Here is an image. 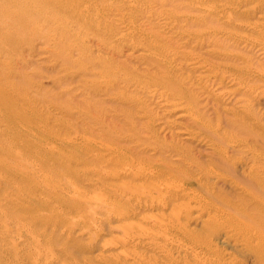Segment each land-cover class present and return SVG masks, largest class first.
<instances>
[{
    "label": "rangeland",
    "instance_id": "1",
    "mask_svg": "<svg viewBox=\"0 0 264 264\" xmlns=\"http://www.w3.org/2000/svg\"><path fill=\"white\" fill-rule=\"evenodd\" d=\"M199 2L203 1L152 0L153 16L137 14L132 20L119 13L115 17L109 15L108 23L118 32L125 30L124 22L125 27L133 25L138 32L158 35L157 46L168 50V60L175 73L184 79L199 112L214 120L215 116L210 114L217 108L222 117L228 118L238 106L220 100L215 88L199 78L197 67L205 61L242 68L248 60L214 56L209 47L195 46L199 33L222 28L221 22H208L206 26L195 22L202 16L199 7L204 3ZM209 4L205 2L206 6ZM161 11L167 12L166 20L158 16ZM254 18L256 21L257 17ZM234 29L243 31L236 25ZM89 32L81 35L75 32L70 38L48 33L31 47L10 44L17 41L0 43L3 52L15 54L7 61V68L0 60V92L13 106L11 109L0 105V264H130L120 254L121 243L128 238L145 237L159 226L144 218L149 214L147 210L144 212L137 203L110 188L122 185V181H113L101 164L90 161L92 149L121 153L123 162L105 170L129 173L140 168L155 169L158 165L185 169L188 163L177 162L170 149L200 164L210 160L204 147L192 139L198 130L188 119L178 118L182 110L165 108L157 95L116 84L99 75L106 59L127 76L138 75L149 80L165 75L138 58L143 49L138 47L133 52L131 47H121L119 54L110 53V56L101 47V40L106 37ZM134 39L137 46L139 40ZM233 53L253 59L250 62L253 66L263 64L259 57L242 48ZM253 104L264 116L263 100ZM218 186L226 194L233 192L223 181ZM98 194L103 201L116 202V212L129 220L103 217L102 205H92L95 200L98 202ZM94 196L96 199L91 200ZM160 213L165 218L172 211L166 208ZM198 214L197 210H187L179 214V219L186 229L212 241L205 218H199ZM211 243L232 252L216 240ZM136 251L155 254L143 246ZM232 255L234 262L251 264L248 258Z\"/></svg>",
    "mask_w": 264,
    "mask_h": 264
},
{
    "label": "bare ground",
    "instance_id": "2",
    "mask_svg": "<svg viewBox=\"0 0 264 264\" xmlns=\"http://www.w3.org/2000/svg\"><path fill=\"white\" fill-rule=\"evenodd\" d=\"M151 1L0 0V43L17 41L19 43L10 44L31 47L48 33H59L63 38H70L75 32L81 35L90 31L89 33L106 37L101 40V47L104 52L108 50L109 55L119 54L121 47H131L133 52L141 47L144 53L141 52L143 54L138 58L147 61L149 67H157L165 75L149 80L138 75L127 76L125 71L108 63V59L101 65L99 75L116 81V84L157 95L165 108L182 110L183 113L178 118L188 119L198 130L192 139L204 147L210 160L207 164H200L185 158L176 149H170L177 162L182 165L188 163L185 169L177 165H158L155 169L140 168L129 173L124 170H105L108 166H117V163L123 162L121 153L106 151L102 147L103 150H91L90 161L101 164L104 173L107 171L113 181H122V185H111L110 188H115L114 192L121 194V197L137 203V207H142L143 211L147 210L149 214H145L144 218L159 226L145 237L127 236L129 240L126 239L119 246L120 254L130 260V264H241L232 259L234 253L248 258L251 264H264V116L255 110L253 104L259 100L264 102V0H199L204 5L205 2L213 3L203 7L199 2L202 16L195 22L203 26L208 22L222 23V28H210L208 33H199L195 46L209 47V52L214 56L248 60L242 68L205 61L197 67L201 74L199 78L215 88V95L220 100L238 106V110L231 111L228 118L222 117L217 108L213 109L210 115L215 116L214 120L207 117V113L199 112L198 103L186 88L184 79L175 73L168 60V50L157 46L158 35H154V32H138L127 22L125 23L129 26L126 27L122 22L125 33L118 32L108 23L112 15L115 17L119 13L132 20L137 14L153 16ZM187 1L194 3L195 0ZM158 16L165 17L166 20L168 14L161 11ZM158 16L156 15L157 18ZM253 17H257V20L254 21ZM114 22L117 23V19ZM235 25L243 31H236ZM135 37L139 40L137 46ZM238 48L259 57L263 61L262 66H253L250 63L253 59L234 54L233 51ZM14 56V52H3L0 45V60L5 62V68L8 66L7 61H11ZM226 84L229 86H224ZM2 104L13 108L10 99L0 92V105ZM223 123L224 127L221 126ZM132 180L139 183L132 185ZM220 181L225 182L234 194L222 191V185L218 186ZM99 196L102 198L101 194L96 195L98 202L95 196L91 200H95L93 206L102 205L103 217H124L116 212V202L110 199L103 201ZM87 207L90 208L89 205ZM166 208L172 214L164 218L160 211ZM187 210H197L198 217L205 218L204 224L212 241L226 245L232 252H228L229 249L227 252L218 249L209 238L208 240L202 234L186 229L179 214ZM139 246L153 250L155 254L137 252Z\"/></svg>",
    "mask_w": 264,
    "mask_h": 264
}]
</instances>
